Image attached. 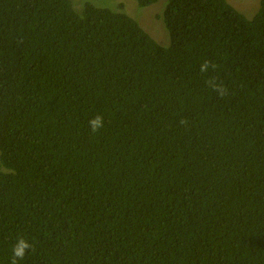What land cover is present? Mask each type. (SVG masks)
Returning <instances> with one entry per match:
<instances>
[{"label":"trees","instance_id":"obj_1","mask_svg":"<svg viewBox=\"0 0 264 264\" xmlns=\"http://www.w3.org/2000/svg\"><path fill=\"white\" fill-rule=\"evenodd\" d=\"M118 7L0 0V264H264V0Z\"/></svg>","mask_w":264,"mask_h":264},{"label":"rangeland","instance_id":"obj_2","mask_svg":"<svg viewBox=\"0 0 264 264\" xmlns=\"http://www.w3.org/2000/svg\"><path fill=\"white\" fill-rule=\"evenodd\" d=\"M87 1L96 6L108 7L113 10L119 9V4H122V11H126L135 17L140 25L161 45L170 43L169 32L162 17L166 0H157L146 6H139L135 0H72L78 12L82 11L83 4ZM229 2L248 16H252L258 10L260 4V0H229ZM76 7H81V9L78 10Z\"/></svg>","mask_w":264,"mask_h":264},{"label":"clouds","instance_id":"obj_3","mask_svg":"<svg viewBox=\"0 0 264 264\" xmlns=\"http://www.w3.org/2000/svg\"><path fill=\"white\" fill-rule=\"evenodd\" d=\"M209 68V62L205 61L201 65V72H206ZM214 89L218 92V94L222 97L226 93V88L223 85H214ZM186 121H181V123H185ZM89 126L92 132L99 131L104 126L103 117L97 115L89 120ZM33 248L32 244L29 240H27L23 236H18L16 241L12 245V258L10 260V264H19V261L24 260L29 251Z\"/></svg>","mask_w":264,"mask_h":264}]
</instances>
